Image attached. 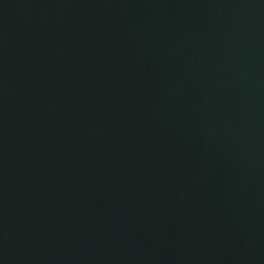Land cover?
<instances>
[{
  "label": "water",
  "instance_id": "obj_1",
  "mask_svg": "<svg viewBox=\"0 0 264 264\" xmlns=\"http://www.w3.org/2000/svg\"><path fill=\"white\" fill-rule=\"evenodd\" d=\"M0 264H264V0H0Z\"/></svg>",
  "mask_w": 264,
  "mask_h": 264
}]
</instances>
